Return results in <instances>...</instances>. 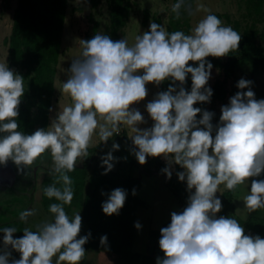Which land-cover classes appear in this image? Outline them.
<instances>
[{
	"label": "clouds",
	"instance_id": "1",
	"mask_svg": "<svg viewBox=\"0 0 264 264\" xmlns=\"http://www.w3.org/2000/svg\"><path fill=\"white\" fill-rule=\"evenodd\" d=\"M182 6L183 0H178L172 7L177 18ZM200 9L209 14L190 35L169 33L152 22L131 46L125 38L114 41L102 34L81 40L83 51L72 60L70 75L62 85L72 104L59 110L46 129L30 135L19 131L17 122L24 78L0 64V165L12 161L18 172H24L50 152L52 171L59 174L57 182L62 181V187L52 184L44 189L49 199L59 202L49 205L53 221L36 231L24 228L18 238H14L15 227L0 230V264H54V257L55 264H79L91 233L81 236V215L70 219L65 212L64 205H70L74 195L67 173L76 169L78 159L88 156L94 134L107 144L122 126L132 133L128 136L131 154L138 163L162 156L167 166L161 172L169 180L171 166L179 165L183 171L176 175L186 182L189 193L186 207L173 211L170 224L160 229L159 247L164 255L157 257L156 264H264V238L245 234V228L232 217L217 216L223 208L217 196L221 184L231 191L251 181L244 207L249 213L264 208V179H253L264 174V99L257 100L250 87L253 82L241 78L236 85L240 91L221 106L217 124L212 123L215 113L194 107L197 102L211 103L213 95L207 86L213 65L206 58L237 51L242 38L209 9L203 5ZM189 74L190 91L184 87ZM169 79L167 90L146 104L152 126L139 127L147 121L132 105L148 96L146 85L158 87ZM119 149L113 143L101 156L103 175L118 162L113 152ZM101 194L107 195L101 205L103 213L119 215L127 191L116 188ZM34 214L32 210L21 212L20 220L26 222ZM134 227L142 226L136 222ZM107 239L101 236L100 244L106 246ZM12 251L20 258L11 259Z\"/></svg>",
	"mask_w": 264,
	"mask_h": 264
},
{
	"label": "trees",
	"instance_id": "2",
	"mask_svg": "<svg viewBox=\"0 0 264 264\" xmlns=\"http://www.w3.org/2000/svg\"><path fill=\"white\" fill-rule=\"evenodd\" d=\"M9 1L3 0L4 9L9 8ZM97 2L98 0L94 2V5ZM177 2L178 0H171L165 29L169 33L182 31L189 35L195 0H183L179 18L172 11L173 5ZM240 2L244 5V23L233 20L228 14H214L224 22L225 26H230L237 31L242 38L237 51L229 52L227 56L221 58L211 56L206 58L212 63V69L218 71L219 78L211 86L213 90L211 103L197 102L194 105V107L215 113L212 120L213 125L219 122L220 117L213 107L217 102H225L228 95L226 84L229 81H232L231 88L236 92V85L241 77H247L250 80L264 77V49L259 43L263 35L258 29V25L264 19V0H240ZM67 3L68 0H16L10 34L4 43L7 47L9 69L24 78L25 94L21 100L17 122L18 130L25 134L30 135L37 129H46L49 125ZM106 3L109 12V26L104 35H108L114 41L120 40V33L127 24L132 8L131 0H106ZM142 13L143 26H146L149 21L162 25L158 15L150 14L147 10H143ZM90 22L92 23L91 30L85 35L84 40H90L97 34L98 23L93 19H90ZM189 63L193 64V62ZM193 66L196 65L193 64ZM170 84V79L164 81L159 85L158 92L166 91ZM184 87L190 91L191 74L188 75ZM111 139L120 140L131 149L133 147L125 133L118 136L114 134ZM101 144L100 142L96 147L88 148V156L82 158L83 163L78 164L74 171L67 173L73 182L74 195L71 203L80 205V215L85 226L84 235L91 233L84 247L88 250L106 253L112 258H136L131 255V248L134 240L136 213L138 208L143 206V202L139 199L140 179L125 177L113 171L103 175L104 168L101 167L99 154ZM50 157V152H46L24 172H18L17 166L12 161H9L7 165H0V167L7 166L14 177V190L0 198V205L6 209L12 206L17 211V214L13 213L9 220L0 223V227L3 229L5 226H17L14 238L22 236L23 221L20 220V213L27 211L37 188L40 190L45 211L50 212V204L59 203L55 198L49 199L44 194V189L49 185L55 184L57 187H62V181L57 182L59 174L44 166V163L50 161ZM143 166L145 174H156L163 178L165 186L175 195L182 211L186 207L189 195L186 190L187 185H183L173 175L169 180L166 174L161 172L166 165L158 158L148 157L147 163ZM34 168L36 170L33 172ZM116 188L125 189L128 195L119 215L107 216L101 207L107 195L101 193H110ZM133 189L136 190L135 196L132 195ZM221 201L223 208L220 216L232 217L245 229L258 234L264 233V221L258 216L259 209L252 212L246 220H240L235 214L232 190L223 192ZM104 235L108 238L106 246L100 244V237ZM143 263L147 262L143 261Z\"/></svg>",
	"mask_w": 264,
	"mask_h": 264
},
{
	"label": "rangeland",
	"instance_id": "3",
	"mask_svg": "<svg viewBox=\"0 0 264 264\" xmlns=\"http://www.w3.org/2000/svg\"><path fill=\"white\" fill-rule=\"evenodd\" d=\"M94 2H96V0H68L61 44V55L59 57L56 72L57 81L55 85V96L53 99L54 112L62 110L64 107L70 106L72 104L70 96L62 91V85L63 82H66L70 75L68 69L70 68L72 60L74 58H78L83 51L81 40H84L85 35L90 33L92 26L90 19H93L98 23L97 34L104 35L108 30L109 12L106 0H98L96 5H94ZM131 3L132 8L127 24L120 33V39L125 38L130 46L135 43V37L137 35L149 30L150 23H152V21H149L146 26L142 25L141 22L143 19V10H147L150 14L158 15L161 18L162 26L165 28L171 0H131ZM2 5L3 0H0V64L8 65L7 47L4 43V40L10 34L12 15L16 7V0L9 1L8 9H4ZM200 5H203L204 8L209 9L211 14H228L233 20H238L244 23V5L240 2V0H195L190 21V34H192V30L196 24L209 14V12H205L203 9L198 10V6ZM222 25L225 26L224 22H222ZM258 29L263 35V38L259 41V43L264 49V19L263 22L258 25ZM218 78V71L216 69H212L211 78L208 81L207 86L211 88L214 81ZM241 78L250 80V78L247 77ZM250 81L253 82L250 87L255 93V98L257 100L264 99V77L261 76ZM231 85L232 81H229L226 84L228 95L225 102H217L213 107L214 111L220 115L221 106L228 104L229 98L232 97L237 91H240L238 88L236 89V92L233 91ZM146 87L148 89V96L145 98V100L139 102L138 104L132 105L133 108L138 109L142 113V115L145 117V120L147 121L146 124L139 126L141 128L152 126L153 122L146 111V104L150 102L158 93L159 86L157 87L153 84H148ZM244 91H247V89ZM55 117L56 114L53 113L51 119H54ZM127 131L130 135H132L130 129L127 128ZM93 138L99 139L98 134H94ZM113 143H118L120 145V149L113 152V155L118 158V162H115V166L112 171L117 172L118 174L125 177L130 176L142 179V191L140 198L145 202V207L138 209L137 217V222H139L142 227L139 230L136 228L135 242L131 248V251L132 253L138 254H146L147 251H150L154 253L156 259L157 257L162 258L164 254L159 247V239L161 238L160 229L167 227L170 224L171 213L173 211H181L178 200L170 189H161L163 188V185H161L163 184V179L161 176L158 175L157 177H152V175H147L144 173L143 169L145 167L140 165L135 156L131 154V148L127 147L125 143H122L120 140L111 139L107 144L102 143L100 145V156L107 154L111 150ZM125 157L127 159H124ZM50 158V161L44 163V166L52 169L53 161L52 157ZM80 163H83L82 158L78 159L77 161V164ZM253 179H264V174ZM177 180H179L178 177ZM250 182L251 181H249V183L246 182L243 185H238L236 189L232 190L234 205L236 206L241 219L247 218L250 214L244 207L243 203L244 197L249 194ZM13 184L14 177L12 175H8L5 171L0 169V193H2V190H6L13 186ZM219 191L220 193H223L227 191V189L223 184H221L219 186ZM220 193H217L218 198H221ZM2 196L3 194H0V198ZM161 202L164 203V206L161 205ZM64 208L70 219L74 218L76 214H80V205L77 203L64 205ZM28 210L34 211L35 214L29 216L26 222L23 221L22 230H24V228H29L32 231H36L38 226L54 220V214L45 211L42 205L39 188L34 191L32 203L30 206H28L27 211ZM13 213L17 214V211L12 206L10 209H6L0 205V223H4L5 221L9 220ZM258 216L260 219H264V208L259 209ZM16 227L17 226H15V228ZM0 230H2L1 227ZM84 232L85 226L82 223L80 235L84 236ZM0 233L2 232L0 231ZM2 240L3 236L0 235V249L3 248ZM9 250L11 251L10 248ZM85 250V255L79 264H144L143 261H146V264H156V259L153 260L151 258H145L143 261H141L143 257H141L140 260H134L132 257H115L111 259L104 253L91 251L86 248ZM19 258L20 254L18 252L12 251L11 259ZM55 260L56 257L53 258L54 264Z\"/></svg>",
	"mask_w": 264,
	"mask_h": 264
},
{
	"label": "crops",
	"instance_id": "4",
	"mask_svg": "<svg viewBox=\"0 0 264 264\" xmlns=\"http://www.w3.org/2000/svg\"><path fill=\"white\" fill-rule=\"evenodd\" d=\"M56 76H55V82H54V86L56 85ZM55 96V95H54ZM57 112L58 111H55L54 112V107H53V102H52V107H51V111H50V113H49V125H50V122H51V117H52V114L53 113H55V114H57ZM48 125V126H49ZM122 133H125L126 134V136H127V139H128V141L130 142V144L132 145V141L128 138V136H130V134L128 133V131H127V127L126 126H122L121 127V131H120V134H122ZM100 144V140L99 139H92V141H91V143H90V146L88 147V148H93V147H96L97 145H99ZM133 146V145H132ZM149 158H151V157H149ZM155 158H158V157H155ZM164 164V163H163ZM167 166V165H166ZM182 168H180V166L179 165H172L171 166V168H170V170L172 171V175L174 176V178L177 180V175H176V173L177 172H180V171H183V169L181 170ZM158 175H156V174H153L152 175V177H157ZM163 179V178H162ZM141 178H140V183H141ZM179 181V180H178ZM180 182V181H179ZM183 185H185L186 184V182H184V183H182ZM161 185H163V188H161V189H164V190H166V189H169V188H167L166 186H165V184H164V181H163V184H161ZM14 190V184H13V186H11L10 188H8V189H6V190H2L1 192L2 193H0V194H6V193H10L11 191H13ZM141 191H142V185H141V189H140V191H139V199L141 200V198H140V195H141ZM223 194V193H222ZM222 194H221V196H222ZM221 199V198H220ZM142 201V200H141ZM143 202V206H141V207H145V202L144 201H142ZM161 205L162 206H164V203L163 202H161ZM233 205H234V201H233ZM141 207H139L138 209H140ZM234 209H235V214H236V216H237V218L238 219H240V220H246L250 215H251V213L248 215V217L247 218H243V219H241L240 218V216H239V214H238V210H237V208H236V206L234 205ZM258 212H259V210H258ZM217 216L219 217L220 216V213H218L217 214ZM137 217H138V210H137V213H136V220H135V223L137 222ZM261 220H263L264 221V219H261ZM245 234H248V235H252V236H256V235H259L261 238H264V233L263 234H258V233H255V232H253V231H251V230H248V229H245ZM0 235H2L3 236V234H1L0 233ZM135 235H136V228H135V233H134V240H133V244H134V242H135ZM132 247H133V245H132ZM92 251V250H91ZM98 252V251H97ZM99 253H103V252H99ZM104 254H106V253H104ZM141 254H143V253H141ZM141 254H138V253H132V251H131V255H133V256H135L136 258H133L134 260H140L141 259V257H143L142 258V260L141 261H143V259H145V258H148V259H153V260H155L156 259V257H155V255H154V253H152V252H150V251H147V253L146 254H143V255H141ZM102 255V254H101ZM107 256H109L108 254H106ZM111 259H113L111 256H109ZM98 258V257H97ZM147 261H150V260H147Z\"/></svg>",
	"mask_w": 264,
	"mask_h": 264
},
{
	"label": "flooded vegetation",
	"instance_id": "5",
	"mask_svg": "<svg viewBox=\"0 0 264 264\" xmlns=\"http://www.w3.org/2000/svg\"><path fill=\"white\" fill-rule=\"evenodd\" d=\"M3 171H5L8 175H12V172H10V169L6 167H0ZM36 170V168L33 169V172ZM13 176V175H12Z\"/></svg>",
	"mask_w": 264,
	"mask_h": 264
},
{
	"label": "built area",
	"instance_id": "6",
	"mask_svg": "<svg viewBox=\"0 0 264 264\" xmlns=\"http://www.w3.org/2000/svg\"><path fill=\"white\" fill-rule=\"evenodd\" d=\"M120 135V134H119ZM158 159L162 162V163H164L165 165H167V162L165 161V159L161 156V157H158Z\"/></svg>",
	"mask_w": 264,
	"mask_h": 264
}]
</instances>
